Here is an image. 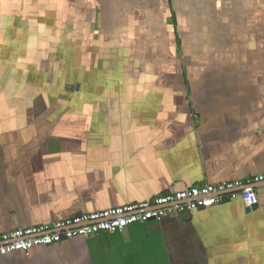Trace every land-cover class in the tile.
Masks as SVG:
<instances>
[{"label":"crops","instance_id":"0c3cea01","mask_svg":"<svg viewBox=\"0 0 264 264\" xmlns=\"http://www.w3.org/2000/svg\"><path fill=\"white\" fill-rule=\"evenodd\" d=\"M57 6L69 10L60 17ZM56 32L81 39L84 55L113 54L114 69L145 65L149 76L103 80L95 115L73 125L55 98L19 89V53L45 51ZM258 173L264 0H0V231ZM255 188L249 211L225 200L0 264H264V189Z\"/></svg>","mask_w":264,"mask_h":264},{"label":"built area","instance_id":"2783aa9c","mask_svg":"<svg viewBox=\"0 0 264 264\" xmlns=\"http://www.w3.org/2000/svg\"><path fill=\"white\" fill-rule=\"evenodd\" d=\"M256 185L264 189V173L242 180L191 186L151 200L86 211L48 223L0 231V255L14 251L28 253L35 246L49 245L76 236L113 233L134 223L160 220L169 214L192 213L225 200L240 199L246 207H251L258 202Z\"/></svg>","mask_w":264,"mask_h":264},{"label":"trees","instance_id":"16d2710c","mask_svg":"<svg viewBox=\"0 0 264 264\" xmlns=\"http://www.w3.org/2000/svg\"><path fill=\"white\" fill-rule=\"evenodd\" d=\"M63 8L69 10L66 6ZM64 10L57 6V16L62 17ZM60 20L58 18L56 20L57 28L61 24ZM55 34L54 39L51 38L45 42V51L41 48L42 51L39 53L30 51L19 53V89H22L20 85L24 84L29 88H25L23 93L25 95L31 94V91H38L43 98H55L54 110L57 113H65L68 111L64 110H69L66 114L73 115L86 107V103L94 102L95 105H92L86 114L94 116L99 107L96 105L95 94L98 85L102 84L103 80L115 77L131 78L130 70L139 72L144 67V65H137L138 68H132L131 65H120L114 69L113 58L116 56L113 54L84 55L80 48L81 39L78 37L70 39L69 36L57 32ZM86 65L94 67H86ZM182 68L184 69V66ZM21 72H23L22 75H20ZM77 102L82 103L80 107ZM45 104L48 106L47 101ZM28 105V101H25L24 107ZM70 118L71 116H68L66 119L72 122ZM82 118L79 117V121H82Z\"/></svg>","mask_w":264,"mask_h":264},{"label":"rangeland","instance_id":"374dc122","mask_svg":"<svg viewBox=\"0 0 264 264\" xmlns=\"http://www.w3.org/2000/svg\"><path fill=\"white\" fill-rule=\"evenodd\" d=\"M92 67L93 65H86V67ZM132 66V68H138V66L137 65H131ZM94 67V66H93ZM118 67H120V65H118ZM149 71H150V69H149V67L148 68H145V65H144V67L143 68H141L140 69V72H142V73H144L145 74V72H148V76H149ZM146 75H147V73H146ZM88 79V78H87ZM40 97V95H38L37 96V98H39ZM88 98H91V97H88ZM78 103V106L80 107L81 106V102H77ZM92 105H95V103L94 102H88V103H86V107H83L82 108V110H80L78 113H75V114H73L72 116H71V118L70 119H72V123L74 122V124L73 125H76V126H79L80 124H81V121H79V117H83V116H87V115H83V113L85 112H89L90 111V109H91V106ZM96 105H98L99 106V103H97ZM87 107H90V108H87ZM97 109V107L95 106V110ZM64 111H68L69 112V110H64ZM66 115H68V116H70L71 115V113H69V114H66ZM82 121H83V118H82Z\"/></svg>","mask_w":264,"mask_h":264},{"label":"water","instance_id":"95a60500","mask_svg":"<svg viewBox=\"0 0 264 264\" xmlns=\"http://www.w3.org/2000/svg\"><path fill=\"white\" fill-rule=\"evenodd\" d=\"M255 187V186H254ZM257 206V203L253 204L251 207H246V211H249L252 208H255Z\"/></svg>","mask_w":264,"mask_h":264}]
</instances>
